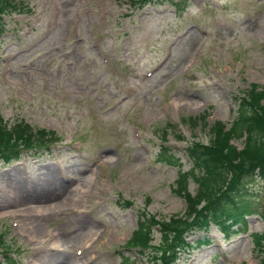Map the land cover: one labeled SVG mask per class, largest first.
Returning a JSON list of instances; mask_svg holds the SVG:
<instances>
[{
	"label": "rangeland",
	"instance_id": "rangeland-1",
	"mask_svg": "<svg viewBox=\"0 0 264 264\" xmlns=\"http://www.w3.org/2000/svg\"><path fill=\"white\" fill-rule=\"evenodd\" d=\"M21 3L0 38V117L61 141L0 167L2 253L15 264H62L55 259L67 253L68 264H122L137 213L167 221L186 211L177 180L191 167L187 146L209 142L215 123L231 127L237 95L264 89V0H190L180 11L169 0ZM232 142L241 149L245 137ZM162 145L180 166L161 159ZM51 174L65 183L60 196ZM247 181L255 208L264 184ZM18 184L44 196L24 201ZM187 189L195 195L197 183ZM230 230L214 220L194 230L190 241L209 242L176 264H260L264 250L250 234L263 232V218L254 211ZM54 240L63 250L50 251ZM126 251V264H149Z\"/></svg>",
	"mask_w": 264,
	"mask_h": 264
},
{
	"label": "trees",
	"instance_id": "trees-1",
	"mask_svg": "<svg viewBox=\"0 0 264 264\" xmlns=\"http://www.w3.org/2000/svg\"><path fill=\"white\" fill-rule=\"evenodd\" d=\"M152 0H131L135 5L146 4ZM183 10L188 0H169ZM15 0H0V17L5 10L16 8ZM5 24L0 18V33ZM237 116L231 127L226 129L223 123H215L211 128L210 141L203 143L193 141L186 152L193 162V168L181 171L177 180V191L186 199V211L175 215L169 220H158L150 212L138 217L134 244L144 247L154 246L155 261L158 264H174L181 251L193 245H202L209 240L197 238L190 241L193 229H207L211 221H216L222 231L233 232L230 228L239 222H246L247 216L258 211V205L252 207V196L248 188L251 180L264 183V89L253 84L240 97L237 95ZM0 117V157L5 161L19 159L18 147L31 146L36 142L44 143L45 133L35 130L29 123H16L14 127L2 125ZM245 137L244 147L239 149L233 142L235 137ZM161 159L170 165L180 166L182 163L169 147L162 146ZM189 179L197 183L195 195L188 191ZM233 185L230 189L227 186ZM223 199L215 205L214 202ZM249 201V202H248ZM264 220V216H263ZM161 227V239L157 245L152 244L153 225ZM255 243L264 250L263 232H253ZM262 250V251H263ZM127 259V257H125ZM6 260L14 264L11 257ZM260 264H264V256Z\"/></svg>",
	"mask_w": 264,
	"mask_h": 264
},
{
	"label": "bare ground",
	"instance_id": "bare-ground-1",
	"mask_svg": "<svg viewBox=\"0 0 264 264\" xmlns=\"http://www.w3.org/2000/svg\"><path fill=\"white\" fill-rule=\"evenodd\" d=\"M50 178L49 179H47V185H49V186H51V184L54 182V181H58V185L59 186H56V191H57V195L58 196H60L61 194H62V192L61 191H64V188H65V183L63 182V181H61L60 179H58L56 176H54V175H50L49 176ZM88 180H90V181H92L93 180V178H92V176H89L88 177ZM89 181V182H90ZM88 185V184H87ZM40 186H42V185H40ZM17 187H18V192H19V194L22 196V199L24 200V201H27V198L28 197H31V196H33V195H35V196H39V195H41V196H44L43 195V193L44 192H39L38 191V189L36 188V187H34V188H32V189H29L27 186H26V184L24 185V184H18L17 185ZM42 189H45V187L43 186L42 187ZM42 189H40V190H42ZM43 191V190H42ZM50 207V206H49ZM54 238H57L56 237V235H52ZM36 237H37V235H36ZM70 235H64L63 234V239L65 240V242H67V240H71L70 239ZM39 241H44L43 240V238H41ZM50 245L53 247V248H60V247H62V244L59 242V241H52V242H50ZM73 259V258H72ZM71 258H70V256H69V254L67 253V254H65V255H63V256H61L60 258H58V259H55V262H60V263H62V264H68V262L70 261V260H72ZM41 264H45V263H41Z\"/></svg>",
	"mask_w": 264,
	"mask_h": 264
}]
</instances>
